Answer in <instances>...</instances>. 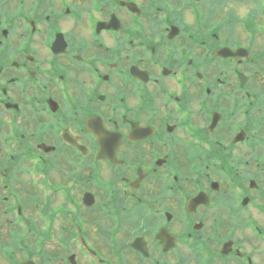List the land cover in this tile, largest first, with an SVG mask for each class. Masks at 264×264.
Listing matches in <instances>:
<instances>
[{
  "label": "flooded vegetation",
  "instance_id": "af4514ba",
  "mask_svg": "<svg viewBox=\"0 0 264 264\" xmlns=\"http://www.w3.org/2000/svg\"><path fill=\"white\" fill-rule=\"evenodd\" d=\"M0 264H264V0H0Z\"/></svg>",
  "mask_w": 264,
  "mask_h": 264
}]
</instances>
